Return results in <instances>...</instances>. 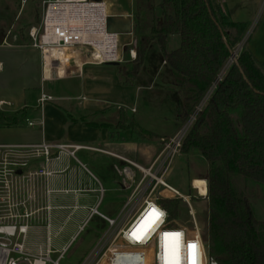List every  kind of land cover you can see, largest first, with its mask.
Here are the masks:
<instances>
[{"label":"crops","instance_id":"0c3cea01","mask_svg":"<svg viewBox=\"0 0 264 264\" xmlns=\"http://www.w3.org/2000/svg\"><path fill=\"white\" fill-rule=\"evenodd\" d=\"M214 1L228 22L247 23L248 28L263 2ZM157 14L160 16L161 12L157 10ZM110 15L132 14L123 12ZM248 28L241 38L246 39L245 50L252 54L258 64H264V18L247 33ZM69 62L68 52H63L62 64L57 70L58 77L62 79L49 80L46 75L50 78L52 73L47 68L46 73L44 72L39 50L29 45L11 44L7 36H1L0 32V112L19 120L14 126L0 125V130L16 132L12 135L15 138L12 142H0V145L47 143L80 148L74 157L65 153L58 156L55 153L49 162L44 157H29L28 166L20 174L22 177L19 179V187L13 181L8 199L14 206L24 203V207L20 206L15 210L17 214L22 215L26 210L34 217L28 222L30 231L27 237V249L32 254L50 249L52 255H60L89 220L97 217L106 223L98 216H91V210L95 208L108 218H117L130 192L116 173V166L121 165L116 156L148 167L163 146L160 141H141L132 136L131 132L119 129L121 114L126 112L122 107L126 92L118 65H96L87 55L80 53L72 55L68 69ZM157 74L158 71L156 76ZM169 84H174L171 75ZM43 94L51 100L42 104L40 100ZM174 97L177 98L178 95L175 94ZM107 103L118 106L117 112L108 114V107H105ZM135 111L132 108L131 112ZM96 120L102 121L95 122ZM30 123L33 124L32 127ZM79 135L85 137L83 142L77 141ZM171 136L161 137L162 142ZM78 154L80 158L77 157ZM95 154L102 157H96ZM41 169L50 175L33 180L31 175ZM198 179H192V189L193 186L199 189L195 184L202 181ZM199 194L204 196L200 189ZM41 218L44 220V227L33 228L32 222L37 223ZM64 241L67 242L64 244Z\"/></svg>","mask_w":264,"mask_h":264},{"label":"trees","instance_id":"16d2710c","mask_svg":"<svg viewBox=\"0 0 264 264\" xmlns=\"http://www.w3.org/2000/svg\"><path fill=\"white\" fill-rule=\"evenodd\" d=\"M135 1L137 60L132 69L118 65L119 75L125 86L133 87L147 52L157 42L184 96L178 119L186 123L216 82L248 24L228 22L214 0H161L160 16L156 0ZM173 36L180 38V45L168 51ZM18 122L0 112V125ZM118 127L141 141L162 142L129 119L125 111ZM194 150L210 167L206 177L209 216L204 234L210 255L219 264H264V221L251 202L260 193L264 195V64H258L248 50L218 84L188 133L181 152L188 155ZM239 180L249 190L251 187L248 195L237 190ZM180 202L160 199L172 221L180 214Z\"/></svg>","mask_w":264,"mask_h":264},{"label":"built area","instance_id":"2783aa9c","mask_svg":"<svg viewBox=\"0 0 264 264\" xmlns=\"http://www.w3.org/2000/svg\"><path fill=\"white\" fill-rule=\"evenodd\" d=\"M42 6L43 15L40 24L31 30L30 37L31 46L41 52L45 73L47 64L50 63V69L53 73L50 78L46 75L47 79H62L57 77V70L62 64L61 60L52 59L51 61L49 60L50 56H47L48 52L53 49L74 51L72 55H76V53L87 55L88 59L96 65H120L126 62L121 45L123 36L108 31L107 21L111 15L106 1L43 0ZM129 16L134 18L133 15ZM128 36L132 40L130 44L126 45L127 48L131 47L128 52L129 61L135 62L137 60L138 42L134 32ZM245 43L246 39H243L233 48L232 54L218 75L216 82L202 98L180 131L164 143L160 153L150 166L146 167L116 156L121 162V165L115 168L116 173L130 195L117 218H108L102 215L98 208L91 210V216H98L106 221L108 231L99 242L96 251L83 264H165L164 247L166 241L164 233L177 232L181 234L180 264H189L188 245L190 243L198 245L197 264H219L210 255L197 221L196 211L192 205L193 198L190 195H180L178 191L165 182V177L170 170L173 159L180 155L184 141L197 117L212 98L218 84L223 81L230 68L237 63L245 50ZM98 52L103 53L105 59L95 61L94 55ZM49 100L51 98L43 94L40 102L43 104ZM30 126L32 127L33 124L30 123ZM79 149V147L47 143L0 145V161L3 158L6 167V171H0V183H6L5 197L0 202L6 204V212L9 214L8 220L11 221L8 225H0V264H20L21 260H24L25 264H61L68 247L60 253L56 260H52L53 252L50 249H46L45 252L40 250L37 254L29 252L27 249V237L30 231L28 222L34 217L25 210L22 215L20 214L24 220L23 224L16 225L14 221L19 214L15 210L20 206L24 207V203H17L18 205L14 206L8 197L14 184L13 181H16V187H19V179L22 177L20 174L28 166L29 157H44L49 162L55 153L58 156L65 153L74 157ZM49 175L50 173L41 169L32 174L31 178L37 180ZM193 190L196 191L200 200H209L208 193L205 197H201L199 189H195L193 186ZM101 193L103 194V190ZM167 195H174L185 202L192 223L190 229L178 227L175 222L170 220L169 213L160 203V199L167 198ZM152 208L157 209L161 216L143 236V239L137 240L132 233L139 228Z\"/></svg>","mask_w":264,"mask_h":264},{"label":"rangeland","instance_id":"374dc122","mask_svg":"<svg viewBox=\"0 0 264 264\" xmlns=\"http://www.w3.org/2000/svg\"><path fill=\"white\" fill-rule=\"evenodd\" d=\"M107 2L109 13H123L129 12L133 16L136 11V1L135 0H104ZM161 0H156V7L158 8ZM43 15V6L41 0H0V32L1 36L6 35L8 42L11 44H25L31 46L32 40L30 37V32L33 28L39 26V20ZM264 18V0L260 6L255 19L250 23L249 30L255 24L257 25ZM39 23V24H38ZM135 25V17H134ZM132 42L131 37L123 36L121 38V45L126 57V62L120 64V67L125 69H132L133 62H130L127 58L129 49L131 47H126V45ZM180 45V38L178 36H173L169 38L168 41V51L175 50ZM74 51H69V59L71 62L72 54ZM69 62V63H70ZM71 64V63H70ZM107 64L104 67H107ZM70 67V65L68 66ZM158 74L156 76V72ZM154 75V76H153ZM170 75L174 80L172 71L164 61V56L162 50L157 42H154L149 51L146 54L145 63L143 71L136 81L135 86L127 87L125 86L126 98L124 97V104L122 107L125 108L126 114L129 119L135 120L142 129L149 131L159 138L164 136H171L172 133L176 132L174 136L180 131L185 123L179 125L178 119V100L181 97V103L184 98L180 90L178 89L175 80L174 84H169ZM153 77V80L150 78ZM150 80V81H148ZM153 82V84H152ZM151 87V88H150ZM173 92V93H172ZM177 94L178 97H174ZM85 102V101H84ZM200 104V103H199ZM105 107H108V114L116 113L118 106L107 103ZM132 108H135V113H132ZM105 109V108H104ZM128 111V113H127ZM131 115V117H129ZM107 120V119H102ZM96 120L95 122L102 121ZM178 128V130H177ZM176 130V131H175ZM16 133L10 130H0V142L8 143L12 142L15 138L12 135ZM173 136V137H174ZM172 138V136H171ZM77 141L83 142L84 136H78ZM158 140H155V142ZM167 141V140H166ZM165 141V142H166ZM161 142V141H160ZM165 142H161L164 145ZM163 147V146H162ZM182 154V152L180 153ZM96 157H102L99 154H95ZM77 157L80 158L78 154ZM83 160V159H82ZM84 161V160H83ZM6 171L5 163L2 158L0 161V171ZM209 164L202 157V155L194 150L188 155H178L176 156L171 164L170 170L165 177V182L171 187L177 189L182 195H190L193 200L192 205L196 211L197 221L202 230L203 235L207 230L208 226V208L209 201L200 200L196 191L192 189L191 181L194 177L199 178L198 180L207 181L209 174ZM200 176V177H198ZM4 182V181H2ZM6 183H0V201L2 202L5 197ZM236 188L240 194L248 195L251 192L245 187L242 180L236 182ZM255 192L259 191L253 188ZM106 195V199H108ZM164 199L179 200L180 202V214L177 219L173 222L176 223L178 227H185L190 229L192 226L191 218L189 216V209L185 202L174 196L167 195ZM0 202V225H8L11 223L9 219V214L6 212V204ZM251 202L255 207L257 216L260 220L264 221V195L261 193L255 197L251 198ZM14 221L16 225L20 226L23 224V219L21 215ZM34 219V218H33ZM43 219H39L36 223L32 222L33 228L44 227ZM108 231V225L101 221L99 218L95 217L89 220L75 239L68 244V249L64 254L61 264H83L97 249L99 242L103 238L104 234ZM64 235H62L63 238ZM65 239V236H64ZM67 241H64V244ZM46 249V248H45ZM40 248L38 249V251ZM52 250H55L52 248ZM37 251V252H38ZM59 257L58 254L51 255L52 260H56ZM20 264H25L24 260L20 261Z\"/></svg>","mask_w":264,"mask_h":264},{"label":"snow or ice","instance_id":"6c2138e0","mask_svg":"<svg viewBox=\"0 0 264 264\" xmlns=\"http://www.w3.org/2000/svg\"><path fill=\"white\" fill-rule=\"evenodd\" d=\"M161 213L152 208L144 221H142L139 228L132 233L133 237L137 240L143 239V236L147 233V231L159 220ZM180 233H164L165 237V247H164V255H165V264H180V255H179V247H180ZM189 253V264H197L198 262V245L196 243H190L188 245Z\"/></svg>","mask_w":264,"mask_h":264},{"label":"water","instance_id":"95a60500","mask_svg":"<svg viewBox=\"0 0 264 264\" xmlns=\"http://www.w3.org/2000/svg\"><path fill=\"white\" fill-rule=\"evenodd\" d=\"M108 31L120 36H128L134 32L133 18L131 16H110L107 21Z\"/></svg>","mask_w":264,"mask_h":264},{"label":"bare ground","instance_id":"6f19581e","mask_svg":"<svg viewBox=\"0 0 264 264\" xmlns=\"http://www.w3.org/2000/svg\"><path fill=\"white\" fill-rule=\"evenodd\" d=\"M63 52H68V51L67 50H57V49H53V50H51V51L48 52V55L47 56H50L49 57V60H51V61H52V59L53 60L56 59V61L61 60V62H62ZM56 53H58V54H56ZM94 58H95V61H99L101 59H105V57L103 56V53H100V52L96 53L94 55ZM46 68L51 71V69H50V63L49 62L47 64V67ZM51 73H53V72H51ZM58 74L59 73L57 72V77H58ZM195 185H196L197 188L200 189L201 194L204 195L203 197H205L207 195V193H208V191L206 189L207 188V182L206 181L197 182ZM37 264H42V263H37Z\"/></svg>","mask_w":264,"mask_h":264}]
</instances>
